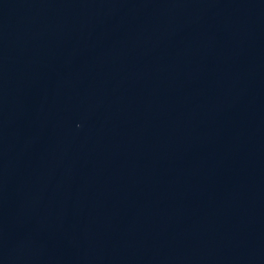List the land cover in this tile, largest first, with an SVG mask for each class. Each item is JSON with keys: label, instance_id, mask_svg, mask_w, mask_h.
<instances>
[{"label": "water", "instance_id": "95a60500", "mask_svg": "<svg viewBox=\"0 0 264 264\" xmlns=\"http://www.w3.org/2000/svg\"><path fill=\"white\" fill-rule=\"evenodd\" d=\"M0 264H264V0H0Z\"/></svg>", "mask_w": 264, "mask_h": 264}]
</instances>
